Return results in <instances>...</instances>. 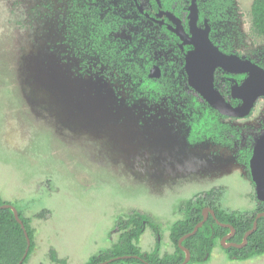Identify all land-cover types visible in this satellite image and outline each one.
<instances>
[{"label":"rangeland","instance_id":"rangeland-1","mask_svg":"<svg viewBox=\"0 0 264 264\" xmlns=\"http://www.w3.org/2000/svg\"><path fill=\"white\" fill-rule=\"evenodd\" d=\"M253 1L234 0L215 27L232 49L264 64V37L251 29ZM67 4L0 0V197L31 220L35 246L26 264H54L51 250L66 264H86L118 242L116 223L133 211L160 227L161 255L173 253L179 207L213 188L223 191L224 210L255 211L241 139L190 144L184 102L134 97L115 82L66 30ZM229 125L255 146L264 100ZM156 242L148 228L138 246L150 253ZM204 264H264V255L230 260L218 241Z\"/></svg>","mask_w":264,"mask_h":264},{"label":"flooded vegetation","instance_id":"flooded-vegetation-1","mask_svg":"<svg viewBox=\"0 0 264 264\" xmlns=\"http://www.w3.org/2000/svg\"><path fill=\"white\" fill-rule=\"evenodd\" d=\"M214 2L216 0H68L63 22L66 30L76 35L85 55L96 58L101 69L107 71L110 69L113 77L116 76L113 80L124 83L121 87H128L134 97L165 100L170 98L173 101L180 99L184 102L183 116L189 129L188 142L201 144L212 140L191 139V124L200 111L197 103L199 108H206L207 105L214 109L190 86L185 70L187 57L210 51L217 54L219 60L223 56H236L239 60L251 61L264 69L259 57H243L227 45L224 39L226 31L221 35L220 29L215 27L216 23L224 22L226 12L233 6L234 0L216 2L221 4L223 13L219 11L220 7L218 10L213 9ZM192 9L196 10L195 20ZM206 32L214 50L208 48ZM92 33L96 34L99 42L98 51L91 42ZM137 67L148 69V72H145L146 78L158 81L162 93L159 91L144 94L138 89L143 80L133 72H137ZM156 69L158 71H155ZM247 78L248 74L232 73L217 67L214 72L215 89L226 102L237 108L242 105L243 100L233 96V89L241 86ZM263 100L264 97L257 101L249 117L252 116L257 104ZM221 117V123L229 127L233 121L249 118H230L222 115ZM240 139L241 155V151L250 142L244 135ZM238 141L240 140L235 142ZM217 144L230 146L225 143ZM253 149L252 145V152Z\"/></svg>","mask_w":264,"mask_h":264},{"label":"trees","instance_id":"trees-1","mask_svg":"<svg viewBox=\"0 0 264 264\" xmlns=\"http://www.w3.org/2000/svg\"><path fill=\"white\" fill-rule=\"evenodd\" d=\"M216 2L212 4L213 9L218 10L220 7L219 11L223 13L224 9L221 4ZM251 17L252 33L258 37H264V0H254L251 7ZM91 42L98 51L99 42H97L95 33L91 35ZM118 62L120 63L119 60ZM133 72L136 76H141L143 82L140 87L138 86V89L144 94L161 92L158 81L146 78L148 69L137 67V72ZM197 106L200 111L191 124L190 135L192 140L211 139L215 143L233 146L235 141L241 138L240 133L235 128L221 123L222 117L217 111L212 110L207 105H205L206 108H199L197 103ZM240 156V161L249 169V162L252 157L251 143L241 151ZM222 197L223 191L213 188L182 203L179 211L183 218L175 222L170 229V241L174 247L173 253L161 255L162 233L160 227L149 216L139 211H133L126 218H121L116 223V230L120 233L118 242L109 250L91 256L86 264H101L125 257L130 259L116 261L112 264H184L187 256L182 248L190 252V259L187 264H204L210 260L216 242H221L230 235L226 239V244L229 246H222L230 260L244 262L263 256L264 217L258 219V216L264 213V203L259 202L256 210L252 212L226 211L220 205ZM6 205L12 204L0 197V264H20L28 249V242L13 211L9 208H3ZM206 210L213 211L215 218L209 213L208 218L204 221ZM19 216L31 240L29 254L23 263L26 264L34 250L35 231L30 219L24 217L21 212H19ZM46 216L47 212L44 211L38 215L41 219H45ZM203 221L204 223L197 233L191 235ZM255 223L256 230L247 238V243L240 247L244 244L246 234L254 228ZM148 228H152L157 235V242L152 252L143 253L138 243ZM232 229L234 234H232ZM181 240L183 241L180 244ZM50 260L54 264L67 263L59 259L55 250L50 251Z\"/></svg>","mask_w":264,"mask_h":264},{"label":"water","instance_id":"water-1","mask_svg":"<svg viewBox=\"0 0 264 264\" xmlns=\"http://www.w3.org/2000/svg\"><path fill=\"white\" fill-rule=\"evenodd\" d=\"M192 16L195 20L197 17L196 10L192 9ZM207 35V32H206ZM206 37V42L209 49L214 50L213 45L211 44L208 35ZM205 53V52H204ZM191 54L187 57L186 61V73L188 76V80L190 86L198 91V93L202 96V98L220 115L226 117H236V118H247L251 115L252 110L254 109L257 101L264 97V69L255 65L251 61H242L239 60L236 56L227 57L223 56L219 60L217 54L207 51L205 54ZM218 53V52H217ZM217 67H222L229 72L234 73H245L248 74V78L241 86H236L233 89V96L235 98H240L243 100L242 105L235 108L230 105L226 100L221 96V94L215 89L214 84V72ZM233 67V68H231ZM155 71H158L156 69ZM249 169L252 177L253 183L256 185L257 189V198L259 202L264 203V135H262L256 142L252 157L249 162ZM3 208H9L13 211L16 221L20 224L23 229L27 242L28 249L25 253V256L20 264L24 263V260L27 258L29 254V249L31 246V240L29 235L25 229L23 222L20 219L19 212L12 205H6ZM209 213L213 215L215 218V214L213 211L206 210L204 221L208 218ZM264 217V213L258 216L259 218ZM204 221L199 224L194 232L191 235H195L197 231L202 227ZM256 230V223L254 224V228L248 232L244 239V244L240 247H243L247 243V238ZM232 234H234V230L232 229ZM231 236V235H230ZM230 236L222 240V246L228 247L226 244V239ZM189 237V236H188ZM183 240L180 241V244ZM182 247V246H181ZM186 252V261L184 264L190 259V252L184 248H182ZM130 259L128 257L113 259L111 261L101 263V264H112L116 261Z\"/></svg>","mask_w":264,"mask_h":264}]
</instances>
